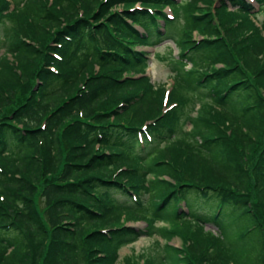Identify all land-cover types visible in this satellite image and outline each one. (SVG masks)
Instances as JSON below:
<instances>
[{
  "label": "trees",
  "instance_id": "1",
  "mask_svg": "<svg viewBox=\"0 0 264 264\" xmlns=\"http://www.w3.org/2000/svg\"><path fill=\"white\" fill-rule=\"evenodd\" d=\"M166 6L178 7L0 0V264H115L148 232L126 223L156 218L172 223L164 236L183 239L168 245L174 264H264V35L255 9L248 0H183L164 101L143 48L168 38ZM196 105L192 128L175 139L183 108Z\"/></svg>",
  "mask_w": 264,
  "mask_h": 264
},
{
  "label": "rangeland",
  "instance_id": "2",
  "mask_svg": "<svg viewBox=\"0 0 264 264\" xmlns=\"http://www.w3.org/2000/svg\"><path fill=\"white\" fill-rule=\"evenodd\" d=\"M182 2L183 0H178V7L173 11H170L168 8L165 10L167 18L171 20L170 25L172 24L166 28V34L167 32L169 34L168 38L163 40L156 47L143 48V50L148 52L147 74L156 86L164 85L167 94L173 86V77L171 74H174V72H171V67L168 64V61L171 59V56L177 54L174 42L180 38L183 30L184 10L181 8ZM119 7L120 6H117L116 8ZM253 14L256 25L264 35V6L255 9ZM4 25L0 28V40L2 43L5 42L8 35V25ZM194 38H198V35H194ZM169 50L172 52L170 55ZM2 51L3 48H0V53H2ZM188 66L189 65H187L186 68H188ZM197 107L198 105L195 106L193 111H187V108H183V111L188 114V117L186 116V118L181 121L180 126L178 125L175 139L179 138L184 131H188L192 128L191 119L196 116ZM148 176L150 177L151 175L148 173ZM181 208L184 209L183 203H181ZM126 226H131L142 231L148 228V232L142 233L139 237L121 247L118 251V260L115 264H145L147 263V259L160 262L161 258L164 259L162 264H174L175 255L169 250L168 245L180 248L183 239L178 235H170L169 238H167L168 236L163 235L161 230H170L172 228V223L169 220L156 218L150 222V226L146 220L134 221L126 223ZM205 226L212 230L215 229V226L212 223H206ZM236 227V225L230 224L227 233L233 232ZM237 245H239V243L236 244V246ZM126 257L129 259L127 261L128 263L125 262Z\"/></svg>",
  "mask_w": 264,
  "mask_h": 264
}]
</instances>
